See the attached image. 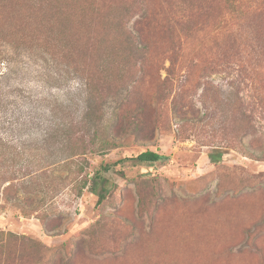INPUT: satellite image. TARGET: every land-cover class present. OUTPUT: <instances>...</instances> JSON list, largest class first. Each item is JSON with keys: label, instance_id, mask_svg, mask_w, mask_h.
I'll return each mask as SVG.
<instances>
[{"label": "rangeland", "instance_id": "rangeland-1", "mask_svg": "<svg viewBox=\"0 0 264 264\" xmlns=\"http://www.w3.org/2000/svg\"><path fill=\"white\" fill-rule=\"evenodd\" d=\"M1 185L21 264H264V0H0Z\"/></svg>", "mask_w": 264, "mask_h": 264}, {"label": "trees", "instance_id": "trees-1", "mask_svg": "<svg viewBox=\"0 0 264 264\" xmlns=\"http://www.w3.org/2000/svg\"><path fill=\"white\" fill-rule=\"evenodd\" d=\"M203 7V5L201 6V8ZM195 10H199V9H195ZM191 12L190 15H198L199 12ZM185 15V14H184ZM183 16V15H182ZM125 17V16H123ZM185 18V16H184ZM118 25L122 28L123 31L126 30V23L124 22V20L120 17L117 20ZM153 20L145 17L141 22H139V26L140 28L136 29L134 33H128V37L125 40L126 43V51L125 53L127 54V58L130 57L134 59V61H141V59H143V57L145 55H149L150 51H149V47L147 44H145V41L147 39H149V34L152 32L153 29ZM180 23H182V20L180 18ZM94 52L92 51L91 57L89 62H95L96 63V69L100 70L101 67L104 65L102 59H101V52H97V50ZM73 63V62H72ZM175 60L172 58L171 59V68L175 67ZM75 64V63H74ZM104 67V66H103ZM102 67V68H103ZM82 70H81V69ZM78 67L76 66V70L81 73L82 77L85 80L86 86L88 88L90 97H94L95 94H99L98 89H97V77H96V72L95 71H91L90 70V64H88L87 68H82V67ZM102 71V69H101ZM164 159V156H162L161 154L151 151V150H146L143 151L141 153H139L137 156L134 157H128V158H124L122 160H119L118 162L114 163V164H107L101 167V172L104 173H109L112 170H114L117 167H123L126 164H130V165H138V164H156L158 162H161ZM93 190L94 192L99 195V201L102 202L105 198V193L107 191V179L103 177V175L98 172L94 178H93ZM4 185L0 186V190L3 188ZM264 221V219H263ZM262 223V221L260 222ZM260 223H256L254 224V228H250L247 232L250 234H253L256 232L258 226L260 225ZM0 250L2 251H6V257L4 258V260L2 261V259H0V264H21L22 260H23V254H19L16 248H12L11 245L12 244H16V245H22L25 243V238L24 237H20L17 236L11 232L5 233L4 231L0 232ZM39 244H37V248L41 249ZM42 246V245H41ZM42 250V249H41ZM13 252H15L13 255H16L15 257L10 256Z\"/></svg>", "mask_w": 264, "mask_h": 264}]
</instances>
